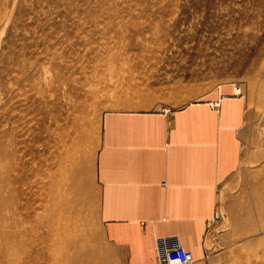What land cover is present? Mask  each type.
<instances>
[{
    "label": "rangeland",
    "instance_id": "374dc122",
    "mask_svg": "<svg viewBox=\"0 0 264 264\" xmlns=\"http://www.w3.org/2000/svg\"><path fill=\"white\" fill-rule=\"evenodd\" d=\"M234 82L242 161L201 264H264V0H0V264H97L105 113L175 109ZM6 220L35 231L10 247Z\"/></svg>",
    "mask_w": 264,
    "mask_h": 264
},
{
    "label": "crops",
    "instance_id": "0c3cea01",
    "mask_svg": "<svg viewBox=\"0 0 264 264\" xmlns=\"http://www.w3.org/2000/svg\"><path fill=\"white\" fill-rule=\"evenodd\" d=\"M247 111L246 99L223 85L167 114L105 113L95 167L103 229L97 264H158L155 239L173 234L194 264L208 259L219 187L242 161Z\"/></svg>",
    "mask_w": 264,
    "mask_h": 264
},
{
    "label": "built area",
    "instance_id": "2783aa9c",
    "mask_svg": "<svg viewBox=\"0 0 264 264\" xmlns=\"http://www.w3.org/2000/svg\"><path fill=\"white\" fill-rule=\"evenodd\" d=\"M232 86L234 87V96L242 97L244 95L240 84L234 82ZM221 99L222 97L220 96L217 101L212 102L211 107L218 109ZM170 111L171 108L163 107L162 109L164 114ZM155 243L158 264H194L196 261L194 253L185 247L177 234L158 236L155 239ZM209 256L210 254L206 250V258H209Z\"/></svg>",
    "mask_w": 264,
    "mask_h": 264
},
{
    "label": "bare ground",
    "instance_id": "6f19581e",
    "mask_svg": "<svg viewBox=\"0 0 264 264\" xmlns=\"http://www.w3.org/2000/svg\"><path fill=\"white\" fill-rule=\"evenodd\" d=\"M8 210H9V213H11V214L14 213V210H13V207H12L11 203H8ZM4 222H5L4 226L8 230L4 231L1 236H2V240L5 243L7 242L8 243L7 245L10 246V247L12 246V243L9 241L10 237H12V236L21 237V236L24 235V232L31 234V232L35 231L34 227L27 229L19 221L10 222L9 220H6Z\"/></svg>",
    "mask_w": 264,
    "mask_h": 264
}]
</instances>
